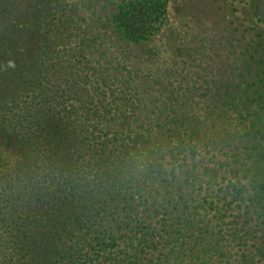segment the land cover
Returning <instances> with one entry per match:
<instances>
[{
	"label": "trees",
	"instance_id": "1",
	"mask_svg": "<svg viewBox=\"0 0 264 264\" xmlns=\"http://www.w3.org/2000/svg\"><path fill=\"white\" fill-rule=\"evenodd\" d=\"M175 36L170 0H0V264H264V47L218 77Z\"/></svg>",
	"mask_w": 264,
	"mask_h": 264
},
{
	"label": "rangeland",
	"instance_id": "2",
	"mask_svg": "<svg viewBox=\"0 0 264 264\" xmlns=\"http://www.w3.org/2000/svg\"><path fill=\"white\" fill-rule=\"evenodd\" d=\"M170 22L191 65L218 77L244 72L242 58L253 55L251 42L264 47V0H170ZM258 59L264 61V52ZM262 70L252 66L254 73Z\"/></svg>",
	"mask_w": 264,
	"mask_h": 264
}]
</instances>
